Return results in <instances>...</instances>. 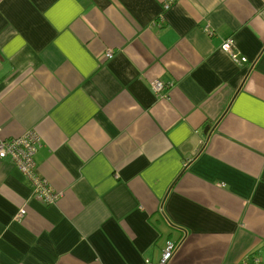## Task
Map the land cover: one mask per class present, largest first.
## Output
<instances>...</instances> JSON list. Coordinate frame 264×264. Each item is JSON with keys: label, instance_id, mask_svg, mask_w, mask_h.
Instances as JSON below:
<instances>
[{"label": "crops", "instance_id": "0c3cea01", "mask_svg": "<svg viewBox=\"0 0 264 264\" xmlns=\"http://www.w3.org/2000/svg\"><path fill=\"white\" fill-rule=\"evenodd\" d=\"M27 130L60 197L0 160V264H264V0H0V140Z\"/></svg>", "mask_w": 264, "mask_h": 264}, {"label": "built area", "instance_id": "2783aa9c", "mask_svg": "<svg viewBox=\"0 0 264 264\" xmlns=\"http://www.w3.org/2000/svg\"><path fill=\"white\" fill-rule=\"evenodd\" d=\"M169 7V3L163 5V10ZM205 32L208 33L207 28ZM234 45L232 38H227L221 49L231 54ZM113 55L111 50L105 52V57L110 59ZM164 85L155 81L151 84L153 92L158 95ZM41 146L40 136L34 130H27L21 136L0 140V160L7 159L14 164L24 175L30 185L32 198L38 200L45 205L54 204L60 197V193L54 190L49 183L42 178L36 169L34 160L35 153ZM25 215V210L20 209L15 216V221H21ZM175 245L167 242L159 260V264H168Z\"/></svg>", "mask_w": 264, "mask_h": 264}, {"label": "water", "instance_id": "95a60500", "mask_svg": "<svg viewBox=\"0 0 264 264\" xmlns=\"http://www.w3.org/2000/svg\"><path fill=\"white\" fill-rule=\"evenodd\" d=\"M206 130V129H205Z\"/></svg>", "mask_w": 264, "mask_h": 264}]
</instances>
